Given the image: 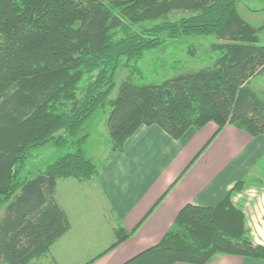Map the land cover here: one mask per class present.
Returning <instances> with one entry per match:
<instances>
[{
  "label": "trees",
  "instance_id": "obj_1",
  "mask_svg": "<svg viewBox=\"0 0 264 264\" xmlns=\"http://www.w3.org/2000/svg\"><path fill=\"white\" fill-rule=\"evenodd\" d=\"M239 1L0 0V264L48 256L70 228L55 197L57 179L93 178L140 126L179 139L213 121L217 129L203 148L227 124L264 135V94L251 87L264 74L262 26L241 16ZM202 35L219 40L211 66L158 83L132 81L147 51ZM119 67L130 73L110 97ZM106 106L110 145L99 165L84 148L86 124ZM48 143L57 156L22 175L32 149ZM245 184L235 181L215 205L186 203L155 244L121 264H211L219 255L264 261V244L232 201ZM164 195L132 230L117 221L114 241L82 264L131 237Z\"/></svg>",
  "mask_w": 264,
  "mask_h": 264
},
{
  "label": "crops",
  "instance_id": "obj_2",
  "mask_svg": "<svg viewBox=\"0 0 264 264\" xmlns=\"http://www.w3.org/2000/svg\"><path fill=\"white\" fill-rule=\"evenodd\" d=\"M216 129V124L209 121L201 128H189L181 138L173 139L156 125L140 126L126 140L124 150L108 160L105 168L93 178L82 180L93 182L106 199V208L113 217L110 225L113 234L117 221H121L125 229L132 230L165 194L131 237L90 264L125 262L155 244L186 203L215 205L235 181L262 177V173H256V166L264 159V135L252 137L234 125L227 124L203 148ZM59 179L55 197L67 213L70 228L51 245L48 256L50 263L82 264L114 240H106L107 244L101 250L92 253L89 248L92 240L90 234L93 233L94 222H100L93 214H90L92 218L83 216L76 224L77 232L71 235L73 223L58 195ZM242 192L232 196L235 204ZM242 210L247 220L243 207ZM101 212L103 215L104 212ZM261 212L264 219V208ZM211 264H264V261L237 255H219Z\"/></svg>",
  "mask_w": 264,
  "mask_h": 264
},
{
  "label": "rangeland",
  "instance_id": "obj_3",
  "mask_svg": "<svg viewBox=\"0 0 264 264\" xmlns=\"http://www.w3.org/2000/svg\"><path fill=\"white\" fill-rule=\"evenodd\" d=\"M106 1V0H102ZM238 11L241 16L254 26H262L259 36L264 42V0H240ZM182 15L181 13L178 16ZM177 18V17H175ZM219 40L214 35H202L197 37H183L166 40L161 46L147 51L145 55L135 63V71L131 78L133 82H161L181 72L211 66L215 58L212 43ZM193 47L191 53L189 50ZM130 73L129 68L119 67L115 73V87L110 97L117 93L119 83ZM251 87L259 94H264V74L255 77L251 81ZM108 107L99 112L86 124V130L90 133L88 141L84 144L88 155L97 164H101L108 153L110 138L107 127ZM60 151V150H59ZM59 151L52 143L38 146L30 152L25 160L22 175L34 171L33 167L53 159ZM263 159V158H262ZM256 173H262L260 179L250 178L246 180L242 194L236 198V205L242 206L246 212V225L250 229V235L254 241L264 244V159L256 166ZM262 170V171H260ZM255 169H253V172ZM36 171H34L35 173ZM58 195L66 206L72 219V234L77 232V225L83 216L92 218L93 214L100 222H94L92 240L89 248L92 253H97L108 242L114 240L111 229L113 217L107 207L106 199L100 190L91 181H78L72 177L58 180ZM234 195V194H233ZM232 195V196H233ZM80 206L81 209L78 210ZM88 206V207H87ZM103 211V215L102 212ZM2 212V211H1ZM1 215V213H0ZM104 216V217H103ZM111 225V226H110ZM110 232V234H109ZM70 235V236H71ZM257 242V243H260ZM105 244V245H104ZM91 246V247H90ZM98 250V251H94ZM50 256H45L34 261V264H49Z\"/></svg>",
  "mask_w": 264,
  "mask_h": 264
}]
</instances>
